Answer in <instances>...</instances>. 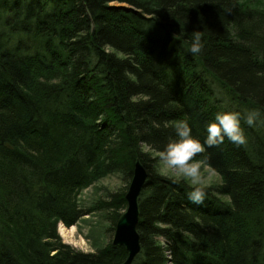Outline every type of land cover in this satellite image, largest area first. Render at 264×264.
I'll list each match as a JSON object with an SVG mask.
<instances>
[{
	"label": "trees",
	"instance_id": "1",
	"mask_svg": "<svg viewBox=\"0 0 264 264\" xmlns=\"http://www.w3.org/2000/svg\"><path fill=\"white\" fill-rule=\"evenodd\" d=\"M203 31V51L188 49ZM242 120L195 159L220 177L203 204L154 169L187 120L203 143L218 112ZM147 147L149 151L144 150ZM154 153V155H153ZM147 171L131 264H264V8L247 0H0V264H121L109 240L93 252L63 243L102 212L113 232L125 190L83 207L97 176Z\"/></svg>",
	"mask_w": 264,
	"mask_h": 264
},
{
	"label": "clouds",
	"instance_id": "2",
	"mask_svg": "<svg viewBox=\"0 0 264 264\" xmlns=\"http://www.w3.org/2000/svg\"><path fill=\"white\" fill-rule=\"evenodd\" d=\"M203 31H194L188 51L197 55L203 51ZM260 118L258 110L247 113L230 110L218 112L207 125V136L202 143L193 135L187 120L178 121L175 127L176 138L171 140L166 147L158 152V158L163 168L170 172L176 180H186L192 187L188 198L195 204H203L206 192V179L217 176L218 172L204 160L195 159L205 152V145L215 147L221 145L225 138L236 145L247 143L242 120L248 126H254Z\"/></svg>",
	"mask_w": 264,
	"mask_h": 264
},
{
	"label": "rangeland",
	"instance_id": "3",
	"mask_svg": "<svg viewBox=\"0 0 264 264\" xmlns=\"http://www.w3.org/2000/svg\"><path fill=\"white\" fill-rule=\"evenodd\" d=\"M258 2V4L264 8V0H247V2ZM144 150H148L144 147ZM154 155V153H153ZM154 169L159 173L174 177L170 172H167L162 165V162L158 159L154 163ZM130 178L119 172H111L103 176H97L89 185L82 188L78 194L79 204L83 207L89 206L95 201L105 199L110 192H116L120 190H127ZM220 177L214 176L206 179V185L212 186L220 183ZM189 184L190 182L187 181ZM59 224L68 228L63 223L57 224V232L63 243L69 244L72 247L84 251L93 252L98 247L104 246L109 240H112L113 232H107L106 228L109 226L105 215L102 212H91L81 216L74 226V232L72 237H64L59 232Z\"/></svg>",
	"mask_w": 264,
	"mask_h": 264
},
{
	"label": "water",
	"instance_id": "4",
	"mask_svg": "<svg viewBox=\"0 0 264 264\" xmlns=\"http://www.w3.org/2000/svg\"><path fill=\"white\" fill-rule=\"evenodd\" d=\"M147 171L139 159L135 160L133 172L124 194L126 207L116 220L112 244L121 245L127 253L121 264H131L140 251V240L137 232L139 217L138 198L147 179Z\"/></svg>",
	"mask_w": 264,
	"mask_h": 264
},
{
	"label": "bare ground",
	"instance_id": "5",
	"mask_svg": "<svg viewBox=\"0 0 264 264\" xmlns=\"http://www.w3.org/2000/svg\"><path fill=\"white\" fill-rule=\"evenodd\" d=\"M59 232L64 237H67V238L72 237V234L74 232V226L71 225L68 228H65L63 225L59 224Z\"/></svg>",
	"mask_w": 264,
	"mask_h": 264
}]
</instances>
